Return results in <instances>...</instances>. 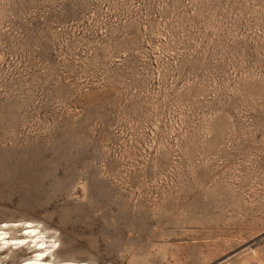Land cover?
<instances>
[{
	"label": "rangeland",
	"instance_id": "obj_1",
	"mask_svg": "<svg viewBox=\"0 0 264 264\" xmlns=\"http://www.w3.org/2000/svg\"><path fill=\"white\" fill-rule=\"evenodd\" d=\"M23 218L102 264H264V0H0Z\"/></svg>",
	"mask_w": 264,
	"mask_h": 264
},
{
	"label": "bare ground",
	"instance_id": "obj_2",
	"mask_svg": "<svg viewBox=\"0 0 264 264\" xmlns=\"http://www.w3.org/2000/svg\"><path fill=\"white\" fill-rule=\"evenodd\" d=\"M18 225L21 226L19 229L21 232L20 234L11 230V227ZM0 231H3L6 234V238L9 241L28 240L30 242H35L40 240L47 246L46 248H36L33 246V243H29L28 245L21 247H15L9 244V246L5 248L0 245V264H27L30 260L35 261L37 257L45 251L48 252V255L43 257L41 264H102L93 259H79L74 256H67L61 253V241L59 239L58 231L52 230L51 227L44 225L41 220L23 218L0 221ZM29 231H35L36 235H27ZM24 247L30 250L27 252L28 254L20 257H14L13 250Z\"/></svg>",
	"mask_w": 264,
	"mask_h": 264
},
{
	"label": "snow or ice",
	"instance_id": "obj_3",
	"mask_svg": "<svg viewBox=\"0 0 264 264\" xmlns=\"http://www.w3.org/2000/svg\"><path fill=\"white\" fill-rule=\"evenodd\" d=\"M2 227H6V226H2ZM29 227H31V226H29ZM27 235L35 236L36 235V232L35 231H29L27 233ZM29 243H33V246L36 247V248H46L47 247L40 240H37L35 242H30L28 240H19V241L11 240V241H9L6 238V234L3 231H0V245H2L5 248L8 247L9 244H11L12 246H15V247H21V246H26ZM47 255H48V252L45 251V252L41 253L37 257V259L35 261L30 260V261L27 262V264H41V262L43 261V257H45Z\"/></svg>",
	"mask_w": 264,
	"mask_h": 264
}]
</instances>
